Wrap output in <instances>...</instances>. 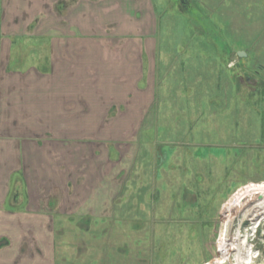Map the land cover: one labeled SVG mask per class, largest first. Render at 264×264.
I'll use <instances>...</instances> for the list:
<instances>
[{"label": "crops", "instance_id": "1", "mask_svg": "<svg viewBox=\"0 0 264 264\" xmlns=\"http://www.w3.org/2000/svg\"><path fill=\"white\" fill-rule=\"evenodd\" d=\"M157 26L152 0H0V264H56L57 237L110 218Z\"/></svg>", "mask_w": 264, "mask_h": 264}, {"label": "rangeland", "instance_id": "2", "mask_svg": "<svg viewBox=\"0 0 264 264\" xmlns=\"http://www.w3.org/2000/svg\"><path fill=\"white\" fill-rule=\"evenodd\" d=\"M152 1L153 101L120 199L57 237L56 264H212L226 202L264 185V0ZM247 227L231 264H264V214Z\"/></svg>", "mask_w": 264, "mask_h": 264}, {"label": "bare ground", "instance_id": "3", "mask_svg": "<svg viewBox=\"0 0 264 264\" xmlns=\"http://www.w3.org/2000/svg\"><path fill=\"white\" fill-rule=\"evenodd\" d=\"M263 198L264 185L260 184L258 188H252L238 198L226 202L220 233V257L212 264H231L232 259H234L232 254L236 248L242 249L243 241L241 238L245 236L243 234L245 233L244 229L248 228L249 221L253 220L255 216L264 214ZM238 254L240 257L242 256L241 252Z\"/></svg>", "mask_w": 264, "mask_h": 264}, {"label": "water", "instance_id": "4", "mask_svg": "<svg viewBox=\"0 0 264 264\" xmlns=\"http://www.w3.org/2000/svg\"><path fill=\"white\" fill-rule=\"evenodd\" d=\"M239 56L245 57L246 56V52L245 51H239Z\"/></svg>", "mask_w": 264, "mask_h": 264}, {"label": "trees", "instance_id": "5", "mask_svg": "<svg viewBox=\"0 0 264 264\" xmlns=\"http://www.w3.org/2000/svg\"><path fill=\"white\" fill-rule=\"evenodd\" d=\"M261 95L264 97V91L261 93Z\"/></svg>", "mask_w": 264, "mask_h": 264}]
</instances>
